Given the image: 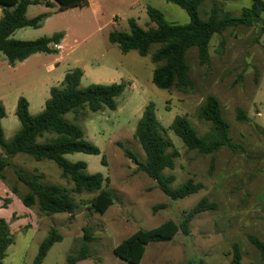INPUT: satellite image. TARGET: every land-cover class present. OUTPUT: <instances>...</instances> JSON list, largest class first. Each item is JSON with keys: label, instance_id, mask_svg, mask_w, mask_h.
<instances>
[{"label": "rangeland", "instance_id": "374dc122", "mask_svg": "<svg viewBox=\"0 0 264 264\" xmlns=\"http://www.w3.org/2000/svg\"><path fill=\"white\" fill-rule=\"evenodd\" d=\"M50 0L30 5L28 18L41 13L50 16L39 28L16 30L11 38L33 41L67 32L64 60L54 66L58 54L38 53L24 62L11 65L0 53V101L6 109L2 120L6 140L21 128L16 115L20 97L30 103V113L38 115L45 108L52 87H60L65 73L81 68L86 72L80 88L92 84L125 83V91L116 99L117 109L98 112L89 108L68 113L66 118L79 125L85 138L100 148V155L74 153L65 158L72 163H87L88 174L106 178L104 188L114 204L101 214L90 202L98 193L74 192V182L65 177L50 160L37 161L18 154L10 158L4 178H0L2 217L9 224L13 244L7 249L4 264H35L43 241L55 228L62 236L48 252L43 264H69L68 258L79 253L84 228H90L93 242L90 258L76 264H131L115 255L114 249L140 229H153L169 219L180 223L185 211L203 197L217 204L214 211L198 214L190 224V234L179 232L171 241L150 243L141 264H231L233 245L239 244L243 264H264L260 252L251 243V235L264 241V29L262 25L229 28L216 34L209 47V61L201 62L198 49L187 54L192 87L187 91L164 90L153 83L156 64L151 53L142 57L136 50L123 53L109 41L114 31L130 32L129 20L141 26L151 24L147 7L159 9L168 22L186 24V11L166 0H92L91 8L58 12L59 3ZM264 1V0H263ZM49 5V6H48ZM222 12L240 16L252 0H203L200 15L207 18L213 6ZM100 11L97 12V9ZM3 16L0 8V19ZM209 95L215 96L224 118L230 123V136L236 150L223 148L214 155L189 150L171 129L177 116L186 117L202 136L211 123L199 119L198 112ZM154 103L162 134L172 141L176 167L166 170L174 175L173 188L192 178L204 188L184 199L172 200L158 183L140 170L127 151L142 163L146 154L135 136L145 108ZM238 109L246 120L239 121ZM42 141H44L42 139ZM3 153L0 147V154ZM105 157V162H103ZM214 157V166L211 161ZM40 176L43 184L58 185L77 204L74 213L48 215L38 204L27 207L23 198L30 189L18 173ZM167 208L155 211V206Z\"/></svg>", "mask_w": 264, "mask_h": 264}, {"label": "trees", "instance_id": "16d2710c", "mask_svg": "<svg viewBox=\"0 0 264 264\" xmlns=\"http://www.w3.org/2000/svg\"><path fill=\"white\" fill-rule=\"evenodd\" d=\"M47 0H0L3 16L0 19V53H3L11 65L24 62L29 57L38 54H59L66 32L55 33L52 37H42L33 41H21L11 38L16 30L25 27L39 28L50 16L41 13L35 18L27 17L30 5L40 4ZM59 3L58 12L73 8H84L89 0H55ZM187 12L190 21L186 24L168 22L165 15L153 6L147 7L149 22L154 26L144 28L132 18L129 20L130 32L114 31L109 35V41L117 44L123 53L136 50L140 56L146 57L151 53L153 46L158 48L152 54V61L157 65L153 73V83L164 90L176 88L187 91L192 87L190 65L187 54L190 49L197 48L202 63L209 61V47L216 34H222L229 28L240 26L252 27L262 25L264 29V1L252 0L250 7L244 8L240 16H233L229 12H222L215 5L205 19L200 15V6L203 0H166ZM51 6V2H49ZM84 77V70L75 68L65 74L60 87L50 89V97L45 103L44 110L38 115L30 113V103L25 97H20L17 103L16 115L21 122V128L11 140H6L2 120L6 116V109L0 101V178L10 163V158L18 154L32 156L37 161L50 160L57 164L65 177L74 182V192L98 193L90 202L91 207L98 213L104 214L114 204L111 192L104 188V175L88 174L87 163H72L65 158L74 153L100 155L101 150L85 138L84 130L77 124L69 121L66 115L89 108L98 112L105 108L117 109L116 99L126 88L125 83L109 85L92 84L87 88H80ZM199 119L210 122V130L200 136L190 121L183 116H177L171 124L173 132L182 139L189 150L203 155H214L223 148L236 150L237 146L230 136V123L224 118L219 100L209 95L198 112ZM239 121L246 120L242 109H238ZM136 138L139 140L146 154V162L127 151L140 170L158 183L159 188L172 200L184 199L204 188L202 183L190 178L176 188L172 184L176 180L174 175H166V170L176 167L175 151L171 140L161 131L157 118L156 107L150 103L144 110L138 122ZM42 139L44 141H42ZM105 162V157H103ZM214 157L211 165L214 166ZM19 179L28 186L30 193L23 198L27 207L38 204L41 212L48 215L58 213L72 214L77 204L70 194L58 185L43 184L40 176L30 177L18 173ZM6 208L0 204V209ZM167 208L166 204L155 206L158 209ZM217 204L208 197H203L192 209L184 212L180 223L169 219L153 229H140L126 240L121 242L114 253L120 259L131 264H141L150 243L173 240L179 232L190 234V224L198 215L206 211H214ZM251 243L260 252L264 259V241L251 235ZM94 238L90 228H84L83 242L79 253L68 258L69 264H76L90 258V244ZM62 236L53 228L50 235L43 241L35 264H43L48 252ZM13 244V235L9 224L0 216V264H4L7 249ZM231 264H243V254L239 244L233 245Z\"/></svg>", "mask_w": 264, "mask_h": 264}, {"label": "crops", "instance_id": "0c3cea01", "mask_svg": "<svg viewBox=\"0 0 264 264\" xmlns=\"http://www.w3.org/2000/svg\"><path fill=\"white\" fill-rule=\"evenodd\" d=\"M50 2H51V4H53L54 3V1L53 0H50ZM93 5H94V3H93V1L92 0H89V5L87 6V7H84V8H91V7H93ZM49 6V5H48ZM1 8V7H0ZM2 9V8H1ZM73 9H81V8H73ZM97 9V8H96ZM67 11V10H66ZM99 10L97 9V12H98ZM100 12V11H99ZM67 32H66V36H65V38H64V40H63V42H62V44L60 45V49H59V54L57 55L58 57H57V59H56V61H55V63H54V66H60V64L62 63V61L64 60V49H65V40H66V38H67ZM66 74V73H65ZM86 75V72L84 71V76ZM64 77H65V75H64ZM3 211V208L2 209H0V216L2 217L3 215H2V212ZM3 218V217H2Z\"/></svg>", "mask_w": 264, "mask_h": 264}]
</instances>
